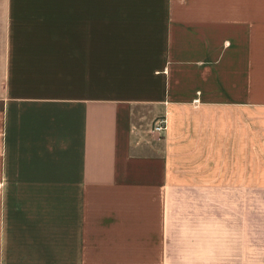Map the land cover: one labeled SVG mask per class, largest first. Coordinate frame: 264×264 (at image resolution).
Listing matches in <instances>:
<instances>
[{
  "label": "crops",
  "instance_id": "crops-1",
  "mask_svg": "<svg viewBox=\"0 0 264 264\" xmlns=\"http://www.w3.org/2000/svg\"><path fill=\"white\" fill-rule=\"evenodd\" d=\"M0 264H264V0H0Z\"/></svg>",
  "mask_w": 264,
  "mask_h": 264
},
{
  "label": "built area",
  "instance_id": "built-area-1",
  "mask_svg": "<svg viewBox=\"0 0 264 264\" xmlns=\"http://www.w3.org/2000/svg\"><path fill=\"white\" fill-rule=\"evenodd\" d=\"M165 128V118H161L159 119L155 125L153 126V130L155 132H160V131H163Z\"/></svg>",
  "mask_w": 264,
  "mask_h": 264
},
{
  "label": "rangeland",
  "instance_id": "rangeland-1",
  "mask_svg": "<svg viewBox=\"0 0 264 264\" xmlns=\"http://www.w3.org/2000/svg\"><path fill=\"white\" fill-rule=\"evenodd\" d=\"M159 119H160V118H159ZM159 119H157V120L154 122V125H155V123H156ZM154 125H153V126H154ZM152 131H154L153 128H152Z\"/></svg>",
  "mask_w": 264,
  "mask_h": 264
}]
</instances>
